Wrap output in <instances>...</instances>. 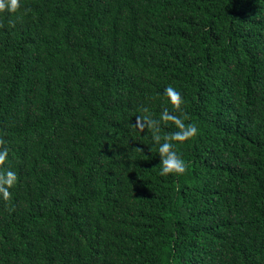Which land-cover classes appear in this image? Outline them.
Masks as SVG:
<instances>
[{
	"label": "trees",
	"instance_id": "16d2710c",
	"mask_svg": "<svg viewBox=\"0 0 264 264\" xmlns=\"http://www.w3.org/2000/svg\"><path fill=\"white\" fill-rule=\"evenodd\" d=\"M21 4L0 14L18 177L0 264H264V0ZM169 85L199 129L176 144L179 176L132 127L141 107L171 111Z\"/></svg>",
	"mask_w": 264,
	"mask_h": 264
},
{
	"label": "clouds",
	"instance_id": "9594fccd",
	"mask_svg": "<svg viewBox=\"0 0 264 264\" xmlns=\"http://www.w3.org/2000/svg\"><path fill=\"white\" fill-rule=\"evenodd\" d=\"M22 8L21 0H0V14L8 13L10 16L20 12ZM30 9H24V13ZM9 24L15 26V21L10 19ZM0 27H3L0 24ZM171 105V111L168 107H164L159 119L154 118L147 107L139 109L142 115L136 116L135 123L132 125L134 129L143 133L145 130L151 133L153 142L158 145L160 156V176L183 175L188 170V165L176 150V144H182L197 137L199 129L194 123H186L189 120L187 113L184 111V98L182 94L173 86L169 85L164 90ZM162 124L174 126L173 132H162ZM6 141L0 136V196L4 201L12 199V189L18 180L17 174L4 168L8 158V148L5 146ZM142 151V149H137ZM11 211V209H9Z\"/></svg>",
	"mask_w": 264,
	"mask_h": 264
}]
</instances>
